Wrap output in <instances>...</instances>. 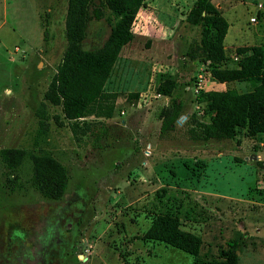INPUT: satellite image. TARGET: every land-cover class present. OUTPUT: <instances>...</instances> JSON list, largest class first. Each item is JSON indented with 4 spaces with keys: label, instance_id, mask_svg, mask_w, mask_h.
<instances>
[{
    "label": "rangeland",
    "instance_id": "374dc122",
    "mask_svg": "<svg viewBox=\"0 0 264 264\" xmlns=\"http://www.w3.org/2000/svg\"><path fill=\"white\" fill-rule=\"evenodd\" d=\"M194 2L147 0L138 11L134 37L105 86L116 95L112 117L91 111L81 118L95 125L103 120L106 133L95 145L98 129L74 135L60 106L47 102V139L34 143L36 112L66 48L67 0H0V264L33 261L30 251L38 259L46 253L38 242L16 252L17 228H31L34 210L41 218L40 243L47 239L40 225L46 221L53 231L63 230L69 218L79 224L72 240L77 247L64 264H193L190 254L141 238L162 213L178 216L183 229L201 236L202 254L232 247L239 264H264V133L199 141L184 125L186 116L202 114L195 103L200 92L251 89L246 82L220 86L206 63L188 55L201 36V28L183 17ZM214 2L230 25L228 61L236 64L237 46H264V0ZM251 16H258L255 23ZM109 21L111 16L90 21L85 48L103 43ZM199 74L204 87L196 92ZM164 77L176 81L173 96L184 104V116L167 133L160 132L159 113L169 98L156 92ZM8 148L49 152L67 169L66 195L43 196L30 158L8 167L1 156Z\"/></svg>",
    "mask_w": 264,
    "mask_h": 264
},
{
    "label": "trees",
    "instance_id": "16d2710c",
    "mask_svg": "<svg viewBox=\"0 0 264 264\" xmlns=\"http://www.w3.org/2000/svg\"><path fill=\"white\" fill-rule=\"evenodd\" d=\"M147 0H67L64 20L66 48L57 65L50 87L44 92L37 116L39 117L35 142L46 140L48 115L45 103L60 106L69 120L74 135L92 134L94 143L106 133L103 120L87 122L91 111L103 119L112 117L116 95L105 90L106 83L122 48L134 37L138 11ZM109 32L99 47L87 49L84 41L92 19L108 18ZM186 23L198 26L200 40L195 50L188 51L192 59L207 64L210 77L220 83L246 82L251 89L239 92L233 88L200 92L195 103L202 109L186 116L184 125L193 140L235 139L240 134L254 138L264 133V46H237L234 67L227 66L228 56L224 38L229 23L212 0H195L183 13ZM177 83L173 78H162L156 92L169 98L159 113L160 132L174 130L184 116V104L173 96ZM97 125H100L97 127ZM1 156L8 167L17 166L28 156L33 166V180L40 193L50 199H59L67 186L65 166L49 152L38 154L25 149H3ZM144 241L162 242L178 248L193 257V264H239V256L232 247L219 250L216 255L202 254L201 236L181 227L178 216L170 213L156 215L141 237Z\"/></svg>",
    "mask_w": 264,
    "mask_h": 264
},
{
    "label": "flooded vegetation",
    "instance_id": "af4514ba",
    "mask_svg": "<svg viewBox=\"0 0 264 264\" xmlns=\"http://www.w3.org/2000/svg\"><path fill=\"white\" fill-rule=\"evenodd\" d=\"M65 192L63 194V196H65ZM85 197V196H84ZM50 199V198H49ZM52 200H58V199H52ZM45 211H40V213H44L46 212V209L44 208ZM36 212H34V216L33 220L35 221L34 224H32L31 228H29L28 226L26 227L25 225H20V228L18 231V236L17 239L19 241H17L15 244L16 247V252L17 250H25V248H29L30 244H34L35 242L39 243V247L43 248L46 253H44V255L41 258H37V256L34 254L33 251H30L29 253L31 254V256H33V258H35V260H29V259H24L23 264H64L66 262L69 261V256L70 255V250H73L74 248L77 247V243L74 241L72 242V240L77 236V228L79 227V224H74L71 223V218H69L68 220H70L69 222H65L64 224V228L63 230H55L53 231L52 228H50V224L46 221L45 224H40L41 227H45L44 229H47L46 231V237L47 239L45 240V242L40 243L41 241V236L38 234L37 230L39 228V224L38 221L41 219L39 216V212L37 210H34ZM60 214V213H59ZM60 216H64L63 218H65L66 216L62 213L60 214ZM75 216L80 220V224H81V219L79 218L80 216L77 215V213H75ZM60 223V221H59ZM38 227V228H37ZM37 228V229H36ZM50 230L53 231V239L49 240V232ZM42 231V230H41ZM18 247V248H17ZM31 247V246H30ZM23 257V256H22ZM24 258V257H23ZM20 260V258H19ZM22 261V260H20Z\"/></svg>",
    "mask_w": 264,
    "mask_h": 264
},
{
    "label": "crops",
    "instance_id": "0c3cea01",
    "mask_svg": "<svg viewBox=\"0 0 264 264\" xmlns=\"http://www.w3.org/2000/svg\"><path fill=\"white\" fill-rule=\"evenodd\" d=\"M215 0H212V2L214 3V5L216 6V7H218V9L221 11V13H222V7H221V5H220V3H218V2H214ZM223 15V14H222ZM229 27H230V25H229ZM228 27V28H229ZM228 31V30H227ZM226 35H227V33H226ZM226 35H225V37H226ZM225 39V38H224ZM224 47H225V45H224ZM226 48V47H225ZM237 58V56L236 55H234L233 56V59L235 60ZM227 66L228 67H234L235 65L233 64V62L231 61V60H227ZM220 86H224V85H226V83H220V82H217ZM229 83H231V82H229ZM262 145V144H261Z\"/></svg>",
    "mask_w": 264,
    "mask_h": 264
},
{
    "label": "built area",
    "instance_id": "2783aa9c",
    "mask_svg": "<svg viewBox=\"0 0 264 264\" xmlns=\"http://www.w3.org/2000/svg\"><path fill=\"white\" fill-rule=\"evenodd\" d=\"M259 7L261 8L260 5H259ZM257 18H258V16H251V17H250V21H251L252 23H255V22L257 21ZM236 59H237V58H236ZM198 77H199V78H198V83H197V86H196V88H195V91H196V92L204 87V85H203V80H202V74H199ZM158 95H159V94H158Z\"/></svg>",
    "mask_w": 264,
    "mask_h": 264
}]
</instances>
